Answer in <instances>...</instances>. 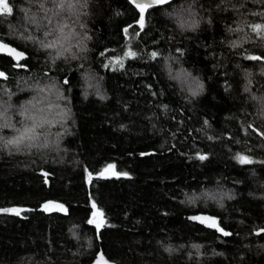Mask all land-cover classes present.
Instances as JSON below:
<instances>
[{
    "label": "trees",
    "instance_id": "16d2710c",
    "mask_svg": "<svg viewBox=\"0 0 264 264\" xmlns=\"http://www.w3.org/2000/svg\"><path fill=\"white\" fill-rule=\"evenodd\" d=\"M4 1L0 41L26 58L0 55V105L54 87L75 123L65 151L0 158V264H264V0H172L143 28L127 0H88L89 51L57 62L30 40L61 16Z\"/></svg>",
    "mask_w": 264,
    "mask_h": 264
},
{
    "label": "clouds",
    "instance_id": "9594fccd",
    "mask_svg": "<svg viewBox=\"0 0 264 264\" xmlns=\"http://www.w3.org/2000/svg\"><path fill=\"white\" fill-rule=\"evenodd\" d=\"M46 3L48 0L39 5L40 11L51 13L52 17L60 15L61 22L43 32L41 39L32 37L30 42L35 43L37 50L45 52L51 61L56 62L75 60L88 52L91 37L84 32L87 24L81 20V17L89 15L88 0H51L54 10L45 7ZM32 22L39 27L35 13ZM81 32L84 34L81 35ZM25 90L34 94L22 100L19 106L0 105L4 108L0 111V158L46 157L50 153L65 151L62 145L73 135L68 121L73 120L74 116L71 108L60 103L65 97L54 87L31 86ZM7 95L11 101L13 96ZM11 107L17 108L19 121L7 115ZM6 131L8 134H5ZM164 252L171 256L176 250L168 246Z\"/></svg>",
    "mask_w": 264,
    "mask_h": 264
},
{
    "label": "water",
    "instance_id": "95a60500",
    "mask_svg": "<svg viewBox=\"0 0 264 264\" xmlns=\"http://www.w3.org/2000/svg\"><path fill=\"white\" fill-rule=\"evenodd\" d=\"M127 1L140 14H141V12H140L139 8L137 7V4L138 3H148L149 2V0H127ZM171 1L172 0H168L167 3L171 2ZM167 3L155 4L153 7H159V6L165 5ZM150 8H152V7H150ZM150 8H147L146 11L148 9H150ZM0 55L7 56V57H9L12 60L17 61V62H20V61H22L23 59L26 58V54L23 51L18 50L14 46H12L10 44H7L5 42H2V41H0ZM4 77H5V73L0 70V79H3ZM108 174H109V171H106L102 175L103 176H108ZM49 210H50V212H61L62 208L59 205H57L55 202H51ZM196 219L200 223L206 224L208 226L211 225L213 219L215 220V218L213 216L208 215V214H200V215H198L196 217ZM95 227H96V223H95ZM212 227H215V226H212ZM96 230H97V228H96ZM90 264H114V263L109 261L102 252H98L95 255L94 259L92 260V262Z\"/></svg>",
    "mask_w": 264,
    "mask_h": 264
},
{
    "label": "snow or ice",
    "instance_id": "6c2138e0",
    "mask_svg": "<svg viewBox=\"0 0 264 264\" xmlns=\"http://www.w3.org/2000/svg\"><path fill=\"white\" fill-rule=\"evenodd\" d=\"M167 2H168V0H149L148 3H138L137 4V7L139 8V10H140V12L142 14L141 15V28H143V13L146 11V9L147 8H150V7H153L155 4H164V3H167ZM10 11H11V9H7V12H10ZM7 12L6 13H0V15H6ZM256 30L258 32L260 31V25H257ZM130 55L135 56V53L134 52L133 53H130ZM152 55H153V57H155L156 56V53L154 52ZM249 59H252V60H260L262 58L259 57V56H251V57H249ZM66 83H67V81H66ZM200 87L202 88V85ZM191 94L193 96H195L197 94V90H192ZM205 158L206 157H204V156H200V159H205ZM237 159H238V161L241 164H248V163H251L252 162L249 158H247V157H245L243 155H238L237 156ZM44 207H45V209H47L48 206L45 205ZM11 211H16V210H11ZM97 215H102V214L97 213ZM89 223L91 224V223H93V221L92 220H89ZM102 223H103V220L101 221V223H97L96 224V227L97 228L101 227V224ZM210 226H216L217 227V230L218 231H221L224 236L230 235L229 232L224 231L223 229L219 228L217 226V222L214 219L212 220V223H211Z\"/></svg>",
    "mask_w": 264,
    "mask_h": 264
},
{
    "label": "rangeland",
    "instance_id": "374dc122",
    "mask_svg": "<svg viewBox=\"0 0 264 264\" xmlns=\"http://www.w3.org/2000/svg\"><path fill=\"white\" fill-rule=\"evenodd\" d=\"M1 10H7V7H6V4H5L4 0H0V11ZM184 80H186V79H184Z\"/></svg>",
    "mask_w": 264,
    "mask_h": 264
}]
</instances>
